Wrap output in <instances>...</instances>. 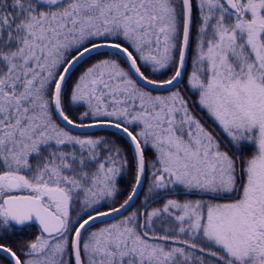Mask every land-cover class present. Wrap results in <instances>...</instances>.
<instances>
[{
    "label": "snow or ice",
    "instance_id": "snow-or-ice-1",
    "mask_svg": "<svg viewBox=\"0 0 264 264\" xmlns=\"http://www.w3.org/2000/svg\"><path fill=\"white\" fill-rule=\"evenodd\" d=\"M0 264H264V0H0Z\"/></svg>",
    "mask_w": 264,
    "mask_h": 264
}]
</instances>
